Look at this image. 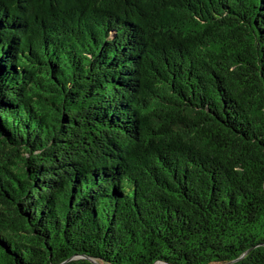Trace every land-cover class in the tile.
Wrapping results in <instances>:
<instances>
[{"label":"trees","instance_id":"obj_1","mask_svg":"<svg viewBox=\"0 0 264 264\" xmlns=\"http://www.w3.org/2000/svg\"><path fill=\"white\" fill-rule=\"evenodd\" d=\"M90 261L264 264V0H0V264Z\"/></svg>","mask_w":264,"mask_h":264},{"label":"water","instance_id":"obj_2","mask_svg":"<svg viewBox=\"0 0 264 264\" xmlns=\"http://www.w3.org/2000/svg\"><path fill=\"white\" fill-rule=\"evenodd\" d=\"M80 258H84V257H80ZM91 263H94L93 261H90ZM94 264H96V263H94ZM161 264H165V263H161Z\"/></svg>","mask_w":264,"mask_h":264}]
</instances>
